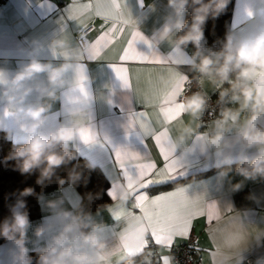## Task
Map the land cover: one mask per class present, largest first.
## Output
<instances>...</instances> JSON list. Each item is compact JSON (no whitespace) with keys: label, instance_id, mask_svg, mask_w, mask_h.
Here are the masks:
<instances>
[{"label":"clouds","instance_id":"obj_1","mask_svg":"<svg viewBox=\"0 0 264 264\" xmlns=\"http://www.w3.org/2000/svg\"><path fill=\"white\" fill-rule=\"evenodd\" d=\"M230 3L167 0L168 13L147 36L129 17L143 36L140 43L155 52L168 49L156 80L163 105L180 113L166 125L177 175L196 165L215 168L218 190L227 184V191L235 193L246 181H264V0H251L243 22L209 45L206 25L226 13ZM92 44L85 33L75 46L63 35L47 43L33 39L14 69L0 66V133L11 143L0 164L22 176L36 175L41 189L37 193L29 186L12 194L9 214L0 220V264H180L172 251L177 239L171 247L153 246L146 213L135 207L144 179L130 188L121 178L106 192L111 202L95 208L103 191H75L87 186L86 173L95 168L91 160L79 162L81 146L113 156L123 149L94 124L92 77L84 63L98 59L91 56ZM143 103L159 101L147 97ZM233 166L243 178L237 183L229 176ZM61 169L64 176L58 174ZM53 183L57 191L48 198L44 189ZM30 196L43 213L36 222L30 218ZM232 213L231 242L205 250L208 264H247L249 253L264 248V229L249 230L241 214Z\"/></svg>","mask_w":264,"mask_h":264},{"label":"crops","instance_id":"obj_2","mask_svg":"<svg viewBox=\"0 0 264 264\" xmlns=\"http://www.w3.org/2000/svg\"><path fill=\"white\" fill-rule=\"evenodd\" d=\"M60 2L61 6L54 0H8L6 4L0 5V66L14 69L24 58V50L33 39L47 43L52 38L63 35L73 46L77 44L79 36L85 29L79 21L68 17L67 9L71 6L72 0ZM123 3L129 15L136 21L139 30L146 36L162 23L163 17L169 11L166 7L167 0H123ZM249 3L251 0H233L230 28L234 29L243 22L244 8ZM87 23L88 28H91L87 33L90 40H94L107 27L105 21L99 17H93ZM137 47L142 52L149 51L143 43H138ZM167 51V46H164L157 50V53L164 56ZM111 57L112 53L108 52L107 56L102 53L101 58L84 61L92 77L90 87L95 97L94 124L103 127L114 145L139 152L141 155L150 153L157 165L162 166L163 160L158 148L151 139L143 135L139 125L135 123L137 114L144 111L150 114L152 112L151 108H145L137 90L143 92L149 77L156 80L159 71L147 63L130 64V67L142 68L143 71L131 79L133 87L125 88L113 70ZM147 97L145 95L144 98ZM80 152L81 158L91 160L95 168L100 170L108 183V190L119 178V169L113 153L89 150L84 146H81ZM234 168L235 166L229 176L232 183H237L243 178L235 174ZM216 176L215 168L204 169L196 165L187 174L176 175L166 184L146 190L154 197L175 191L177 185H182L190 198L202 196L208 202H216L220 208L230 207L228 211H223L219 221L210 225L206 226L204 217L195 219L191 234L196 236V242L191 254L196 264H208L205 250L221 242L225 231L233 230L235 220L232 211L241 214V219L249 230L264 229V181H246L240 191L232 193L227 191V184L224 190H218ZM56 191L44 194L51 198V194ZM250 196L257 199H249ZM38 207L39 217L34 222L39 221L43 215L39 203ZM246 212L248 215H245ZM103 218L109 224L113 222L107 213L103 214ZM221 226L222 230L218 231V227ZM185 241L186 239H177L173 247ZM261 258H264V248L249 253L247 264H257Z\"/></svg>","mask_w":264,"mask_h":264},{"label":"snow or ice","instance_id":"obj_3","mask_svg":"<svg viewBox=\"0 0 264 264\" xmlns=\"http://www.w3.org/2000/svg\"><path fill=\"white\" fill-rule=\"evenodd\" d=\"M67 14L69 18L79 21L85 30L88 28L87 21L93 17L105 21L107 27L93 40L91 56L101 58L102 53L107 56L108 52H111L110 63L123 87H133L131 79L143 71L142 68L130 67V64L147 63L158 71L163 70L166 60L151 50L150 45L148 52L138 50L137 44L143 40V36L135 30L123 0H72ZM137 94L142 100L147 95L159 101L157 104H145V108L152 109L151 114L147 111L137 114L135 123L139 125L143 135L154 142L163 165L158 166L150 153L141 155L127 148L116 149L114 160L119 169L117 181L123 178L131 188L136 179H144V189L135 196V207L146 213L144 219L151 230L153 246L171 247L174 238H190L195 219L204 217L207 226L219 221L223 211L229 209H222L202 196L190 198L185 189L161 193L154 197L148 194L147 189L160 187L177 175L179 165L172 158L168 147L166 125L174 121L180 113L163 105L159 83L151 77L146 81L144 91L137 90ZM88 138V135L84 136L85 140ZM217 230L221 231L222 226ZM231 233L232 230L225 231L221 243H230ZM161 259L163 260V257Z\"/></svg>","mask_w":264,"mask_h":264},{"label":"trees","instance_id":"obj_4","mask_svg":"<svg viewBox=\"0 0 264 264\" xmlns=\"http://www.w3.org/2000/svg\"><path fill=\"white\" fill-rule=\"evenodd\" d=\"M233 9V0L230 3L226 13L222 14L215 21L209 20L206 29L205 35L209 43H213L217 39L223 38L225 32L230 28V19ZM186 19H190V15L186 16ZM11 148V143L3 139V134L0 133V160L7 155L8 151ZM80 163H84V159L80 158ZM73 163H76L74 161ZM58 174L64 176L66 173L61 169ZM88 175V183L85 187L83 184L76 187V192L79 195H83L86 192H100L103 191V199L97 200L94 202L93 208L97 204L110 203V200L106 194L108 183L99 169L94 168L90 172L86 173ZM36 175L32 176H22L19 172L12 171L10 168H5L0 164V220H2L8 213V204L14 203L15 197L12 196L13 193L18 190H23L25 187H34L36 192L39 193L41 189L35 184ZM57 190V185L53 183L44 189V193ZM28 209L30 212V218L32 221L36 220L39 217V207L38 202L34 197H27ZM3 241H0L2 244ZM35 255V253H33Z\"/></svg>","mask_w":264,"mask_h":264},{"label":"built area","instance_id":"obj_5","mask_svg":"<svg viewBox=\"0 0 264 264\" xmlns=\"http://www.w3.org/2000/svg\"><path fill=\"white\" fill-rule=\"evenodd\" d=\"M57 1L59 3V6H61V2L60 0H54ZM8 2V0H0V5H4ZM91 30V28H88L87 30H85L82 33L87 34L89 31ZM80 38V36H79ZM78 38V40H79ZM209 45H212L213 43H209ZM213 99H215V96H213ZM195 242H196V236L194 234L190 235V238L186 239V241L178 246H175L172 248V251L176 254L177 258L180 261V264H196L192 258V249L195 246ZM191 258V259H189Z\"/></svg>","mask_w":264,"mask_h":264}]
</instances>
